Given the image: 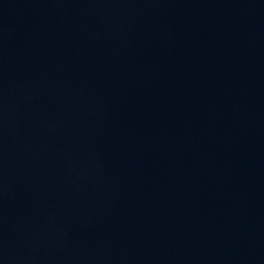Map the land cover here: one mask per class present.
I'll list each match as a JSON object with an SVG mask.
<instances>
[{
  "label": "water",
  "instance_id": "95a60500",
  "mask_svg": "<svg viewBox=\"0 0 264 264\" xmlns=\"http://www.w3.org/2000/svg\"><path fill=\"white\" fill-rule=\"evenodd\" d=\"M0 264H264V0H0Z\"/></svg>",
  "mask_w": 264,
  "mask_h": 264
}]
</instances>
